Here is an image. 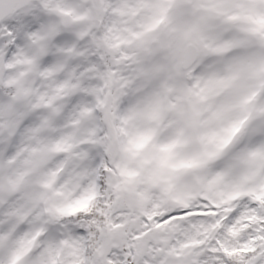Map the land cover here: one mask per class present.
<instances>
[{"label":"snow or ice","instance_id":"6c2138e0","mask_svg":"<svg viewBox=\"0 0 264 264\" xmlns=\"http://www.w3.org/2000/svg\"><path fill=\"white\" fill-rule=\"evenodd\" d=\"M0 264H264V0H0Z\"/></svg>","mask_w":264,"mask_h":264}]
</instances>
